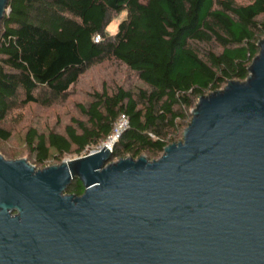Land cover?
Instances as JSON below:
<instances>
[{
  "label": "water",
  "instance_id": "95a60500",
  "mask_svg": "<svg viewBox=\"0 0 264 264\" xmlns=\"http://www.w3.org/2000/svg\"><path fill=\"white\" fill-rule=\"evenodd\" d=\"M0 0V22L9 11ZM157 159L0 154V264H264V37ZM78 181L80 195L67 194Z\"/></svg>",
  "mask_w": 264,
  "mask_h": 264
},
{
  "label": "trees",
  "instance_id": "16d2710c",
  "mask_svg": "<svg viewBox=\"0 0 264 264\" xmlns=\"http://www.w3.org/2000/svg\"><path fill=\"white\" fill-rule=\"evenodd\" d=\"M7 6L0 22V141L11 136L4 122L12 112L63 102L79 77L104 61L124 65L142 84L93 92L76 105L80 118L63 134L29 128L24 139L35 165L98 150L121 115L127 126L110 161L157 159L181 140L199 97L247 77L264 37V0H8ZM82 191L75 181L65 192Z\"/></svg>",
  "mask_w": 264,
  "mask_h": 264
},
{
  "label": "rangeland",
  "instance_id": "374dc122",
  "mask_svg": "<svg viewBox=\"0 0 264 264\" xmlns=\"http://www.w3.org/2000/svg\"><path fill=\"white\" fill-rule=\"evenodd\" d=\"M234 1L239 4L246 2V0ZM125 16L126 14L123 12L113 17L105 31L108 34H114L117 30V25ZM117 86L134 90L142 87V84L135 74L124 65L114 60L104 61L89 68L82 74L70 88L69 94L63 102L49 108L28 105L12 112L4 122V126L10 130L11 136L7 141H0V154L7 160L25 158L36 169L59 164L53 158H49L45 164L35 165L25 143L24 136L26 131L29 128H34L39 133L47 134L52 131L63 134L64 127L71 122L72 118H80L76 107L77 104H86L90 99V95L95 91H101L103 88L111 90ZM104 143H107V141L102 142L97 149L103 146ZM143 155L147 159L149 158L145 154ZM78 157L74 153L66 154L61 158V162ZM116 160L118 159L111 161Z\"/></svg>",
  "mask_w": 264,
  "mask_h": 264
},
{
  "label": "built area",
  "instance_id": "2783aa9c",
  "mask_svg": "<svg viewBox=\"0 0 264 264\" xmlns=\"http://www.w3.org/2000/svg\"><path fill=\"white\" fill-rule=\"evenodd\" d=\"M98 40H99V36H96L94 38V41L96 42ZM126 126H127V120L123 115H121L120 118L118 119L117 123L114 125V127L112 129L111 135L108 136L107 139L105 140V141H107V143H109V145H106L107 143H104L103 145H106L107 148L112 150L114 143L118 139L121 132L126 128Z\"/></svg>",
  "mask_w": 264,
  "mask_h": 264
},
{
  "label": "bare ground",
  "instance_id": "6f19581e",
  "mask_svg": "<svg viewBox=\"0 0 264 264\" xmlns=\"http://www.w3.org/2000/svg\"><path fill=\"white\" fill-rule=\"evenodd\" d=\"M109 27H110V26H109ZM106 145H109V143H107ZM106 145H105V146H106Z\"/></svg>",
  "mask_w": 264,
  "mask_h": 264
}]
</instances>
